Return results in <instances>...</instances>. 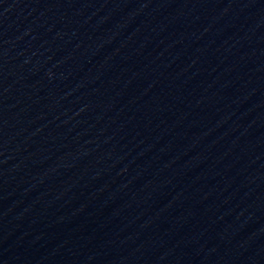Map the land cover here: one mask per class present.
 <instances>
[{
	"label": "water",
	"instance_id": "1",
	"mask_svg": "<svg viewBox=\"0 0 264 264\" xmlns=\"http://www.w3.org/2000/svg\"><path fill=\"white\" fill-rule=\"evenodd\" d=\"M0 264H264V0H0Z\"/></svg>",
	"mask_w": 264,
	"mask_h": 264
}]
</instances>
